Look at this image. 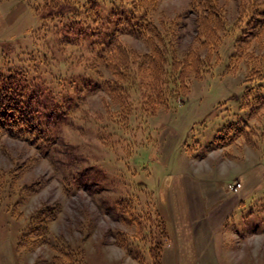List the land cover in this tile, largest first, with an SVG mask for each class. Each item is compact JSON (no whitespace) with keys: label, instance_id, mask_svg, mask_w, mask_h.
<instances>
[{"label":"rangeland","instance_id":"1","mask_svg":"<svg viewBox=\"0 0 264 264\" xmlns=\"http://www.w3.org/2000/svg\"><path fill=\"white\" fill-rule=\"evenodd\" d=\"M30 1L0 0L5 23L0 29V69L30 66L28 60L34 59L41 71L34 87L38 101L47 111L56 110L38 146L0 136V243L6 239L13 245L15 264H115L107 260L122 254L123 260L137 264L115 241H139L141 246L150 233L159 240L158 218L165 213L156 205L157 196L184 173L226 185V191L240 184L247 195L225 225L228 230H221L223 257L216 238V259L221 264H264V107L251 119L241 107L246 66L243 61L228 65L232 35L224 37L220 58L209 60L210 69L189 78L184 95L151 110L150 102H141L137 65L131 62L120 67L128 70L126 94L93 93L92 83L87 85L91 70L83 71L86 47L55 43L50 25L42 28ZM192 1L160 0L154 14L162 34L171 33L165 43L177 60L196 44L194 15L188 13ZM218 1L230 20L238 17L237 1ZM121 38L137 55L150 50L130 34ZM99 69L115 80L105 67ZM143 75L145 81L152 79L149 72ZM49 91L69 97L71 109H64L65 98L47 100ZM77 97L79 104L73 107ZM244 121L243 134L233 136L230 126ZM121 198L126 200L118 206ZM35 224L38 232L31 235ZM232 224L244 232L239 234ZM253 229L263 231L248 232Z\"/></svg>","mask_w":264,"mask_h":264},{"label":"trees","instance_id":"2","mask_svg":"<svg viewBox=\"0 0 264 264\" xmlns=\"http://www.w3.org/2000/svg\"><path fill=\"white\" fill-rule=\"evenodd\" d=\"M234 1L240 5V13L232 20L227 17L218 0L191 2L188 13L194 15L196 44L187 51L182 60H177L170 45L165 43L166 39H170L171 33L163 35L155 22L154 14L160 0H31L29 3L39 17L42 28H48L50 25L55 43L72 44L78 48L86 47L87 66L82 70L88 72L91 70V78H95V81H91L92 79L87 76L89 79L87 85L90 86L92 83L93 88L89 89L93 93L97 90L110 92L119 90L120 95L126 94L129 88L128 70L120 67L131 62L137 65L135 76L140 87L136 88L140 93L141 102L143 106L150 102L151 110L154 106L156 108L166 104L168 99L184 95L189 78L202 73V69L209 70L211 67L209 60L214 55L217 59L220 58L219 48L224 37L232 35L233 49L228 65L236 67L240 61L245 63L246 76L241 107L248 112L247 119H251L264 107V55L260 54L264 51V0ZM124 34L144 40L150 49L149 52L143 55L130 52L125 48L121 38ZM254 42L256 45H251ZM44 52L41 50V54L46 56ZM28 61L30 66L17 64L0 69V136L18 138L38 146V143L45 140L47 121L52 120L56 109L47 108V111L38 101L34 87L37 82L36 75L41 71L35 66L34 59ZM100 67L110 71L115 80L105 78ZM146 72L152 77L150 81H145L143 74ZM117 79H120L119 83H116ZM58 82L61 84V79H58L56 84ZM63 98L67 102V108L64 109H71L70 98L66 95L50 91L46 93V99L49 101L59 102L61 99L64 100ZM79 101L77 97L73 107L78 106ZM245 122L240 127L230 126L233 136L243 134L241 131ZM217 139L218 137L215 141ZM83 172L85 171L78 175L80 179L84 175ZM11 181L12 176L8 177V185ZM64 188L66 191L70 190L67 184H64ZM144 192L148 193V190ZM125 200L121 198L117 205L123 204ZM158 219L159 240L155 239V236L151 237L150 233L148 238L141 239V246L139 241L134 243L127 240L123 243L115 241L124 248L127 255L137 261V264L160 263L167 234L164 220ZM30 227L31 235L38 232L37 224ZM18 243L19 238L15 246ZM81 264H84L83 261Z\"/></svg>","mask_w":264,"mask_h":264},{"label":"crops","instance_id":"3","mask_svg":"<svg viewBox=\"0 0 264 264\" xmlns=\"http://www.w3.org/2000/svg\"><path fill=\"white\" fill-rule=\"evenodd\" d=\"M4 26L0 14V29ZM175 182L176 184L173 185ZM225 187L226 185L219 186L213 181L203 182L194 179L191 174L184 173V175H175L172 183L161 189L156 205L158 208L161 206L165 213L163 215L160 210L167 240L163 245L159 264H221L216 259V238L221 241L220 255L223 257L226 246L221 239V230H228L229 227L225 225L233 219L235 210L242 206L243 198L247 195L243 189H238L240 192L234 193L226 191ZM172 204L174 209L171 208ZM231 226L239 234L244 232H240L241 228L237 229L233 224ZM260 231L263 230H248L250 233H260ZM120 247H117L118 251L123 252ZM14 252L10 241L2 240L0 264H15ZM122 256L123 254L117 258L113 257V260L107 262L132 264L123 260ZM222 264L228 263L223 261Z\"/></svg>","mask_w":264,"mask_h":264},{"label":"built area","instance_id":"4","mask_svg":"<svg viewBox=\"0 0 264 264\" xmlns=\"http://www.w3.org/2000/svg\"><path fill=\"white\" fill-rule=\"evenodd\" d=\"M239 187H240L239 183H236L235 185H229V190L237 191Z\"/></svg>","mask_w":264,"mask_h":264}]
</instances>
